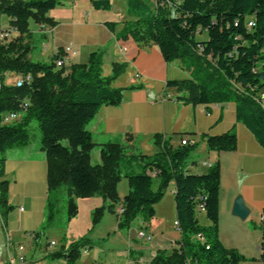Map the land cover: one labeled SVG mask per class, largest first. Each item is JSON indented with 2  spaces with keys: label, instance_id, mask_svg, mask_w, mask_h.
I'll list each match as a JSON object with an SVG mask.
<instances>
[{
  "label": "trees",
  "instance_id": "trees-1",
  "mask_svg": "<svg viewBox=\"0 0 264 264\" xmlns=\"http://www.w3.org/2000/svg\"><path fill=\"white\" fill-rule=\"evenodd\" d=\"M63 0H1L0 12L10 19L15 33L8 42H0V178L5 153L30 143L29 126L36 120L42 132V149L48 163L47 219L36 240L51 226L58 212L57 193L67 188L65 225L77 213L74 198L100 195L108 200V209L121 200L118 183L128 179L129 193L122 203L119 227L129 229L142 217L149 221L157 204L171 183L175 187L176 214L181 238L171 252L158 251L149 264H239L247 258L236 249L226 248L219 238L220 162L205 173H190L188 165L196 145L173 146L156 135L158 151L154 155L128 154L122 143H108L102 150L101 163H92L95 146L90 122L103 106H117L128 89L139 85L116 87L114 81L126 69L114 64L110 75L103 73V52L94 51L86 63L62 68L55 60L43 62L30 57L35 23L56 22L47 13ZM113 0H92L95 9L110 10ZM134 17L124 25L122 36H132L140 46L157 45L167 63L179 61L188 77L169 79L167 87L184 93L193 104L235 102L238 122L244 124L264 147V107L258 99L264 93V0H129ZM250 22L253 24L250 25ZM114 28L117 23H108ZM207 35L204 39L201 36ZM31 74L32 81L21 87L4 81V74ZM27 101L24 111L21 103ZM19 112L20 119L3 123L8 112ZM209 150H235V131L207 135ZM135 161V162H134ZM139 162L138 172L126 171L128 163ZM124 169V170H123ZM156 172L153 177L148 172ZM8 180L0 179V212L5 219L11 209L7 203ZM203 205L204 210L201 209ZM205 212L209 225L200 223ZM104 207L92 213L93 224L103 217ZM259 260L264 264V224ZM94 241L85 235L67 248L48 254L50 260L63 259L76 264L85 248Z\"/></svg>",
  "mask_w": 264,
  "mask_h": 264
},
{
  "label": "crops",
  "instance_id": "crops-1",
  "mask_svg": "<svg viewBox=\"0 0 264 264\" xmlns=\"http://www.w3.org/2000/svg\"><path fill=\"white\" fill-rule=\"evenodd\" d=\"M63 4L66 6H57L47 13L56 22L55 26L35 23L32 44L35 41L41 50L33 51L30 57L49 62L70 46L66 57L71 65L86 63L92 52L102 51L104 75H110L116 63L126 65L114 86H140L126 90L121 104L103 106L90 122L89 130L95 143L92 163H101V150L108 143L126 145L128 154L139 149L143 154L154 155L158 151L154 143L156 135L174 147L180 144L182 137H190L196 145L188 165L190 173H205L216 160L220 162L219 238L222 244L247 258L239 264H262L258 258L262 239L259 225L264 224V147L248 127L238 122L235 102L193 104L183 98V92L167 87L169 79L188 77L190 72L184 70L179 61L167 63L157 45L140 46L132 36H122L125 23L134 18L130 14L129 0H113L110 10L95 9L92 0H63ZM2 18L4 29H8L9 17L0 13V21ZM108 23L117 25L112 28ZM232 130L238 139L235 150L208 149L207 135ZM5 157L0 179L9 181L7 203L11 209L5 219L0 212V264H9V256L20 253L26 258V262L20 264H65L63 259L50 260L47 255L67 248L85 235H90L94 245L81 251L76 264H149L158 251L171 252L179 247L181 232L175 226L174 183L155 204L151 220L138 217L129 229L119 227L118 208L129 193V182L123 179L125 175L118 183L121 201L114 206V212L108 209L109 201L100 195L76 197L77 213L66 226V212L60 216L58 205L60 199L67 198L68 190L61 188L57 193L58 212L54 224L36 240L35 235L47 219L45 151L42 147L35 149L30 142L9 149ZM138 163H128L126 171L138 172ZM238 196L243 197L250 211L245 219L233 214ZM100 207H104L103 217L92 226V213ZM200 216L201 224H210L205 212ZM141 231L150 235L151 240L139 237ZM20 245L24 246L23 252L19 251Z\"/></svg>",
  "mask_w": 264,
  "mask_h": 264
},
{
  "label": "built area",
  "instance_id": "built-area-1",
  "mask_svg": "<svg viewBox=\"0 0 264 264\" xmlns=\"http://www.w3.org/2000/svg\"><path fill=\"white\" fill-rule=\"evenodd\" d=\"M165 1H167V0H165ZM0 2H1V0H0ZM252 24L253 23L250 22V25H252ZM52 29H53V27L50 30H52ZM14 34H15V30L14 29H3V30H0V42H2V43L8 42L10 39H12ZM70 51H71V47L70 46H66L64 48L63 55H60L55 60L56 66L58 68H62V67L68 66L66 54H68ZM32 78L33 77H32L31 74H26V75L19 74L14 82H15V85L17 87H21V86H23L26 83H30L32 81ZM258 101L264 107V93H262L260 95ZM20 107H21L22 110L26 111L29 108V104H28L27 101H25V102L21 103ZM20 116L21 115H20L19 112H15V111L8 112V113H6L3 116L2 122L6 123V124L13 123L15 121H18L20 119ZM180 144L181 145H194L195 141L192 140L188 136H184V137H182ZM0 169H1V164H0ZM148 173L151 174V176H153V177L156 176V172L155 171L154 172H150L149 171ZM0 194H1V191H0ZM201 209L204 210L203 205H201ZM21 210H23V207H21ZM124 210H125V208H124V205L122 203L119 206V208H118V214L121 215L124 212ZM175 226L179 229V221L177 219L175 220ZM139 237L147 239V240H151V236L147 235L144 231H141L139 233ZM51 245L54 246L55 242H51ZM19 251H21V252L24 251V246L23 245L19 246ZM24 262H26V258L24 256V254H21V253L18 254L17 256L10 255L9 258H8V263L9 264H20V263H24Z\"/></svg>",
  "mask_w": 264,
  "mask_h": 264
},
{
  "label": "rangeland",
  "instance_id": "rangeland-1",
  "mask_svg": "<svg viewBox=\"0 0 264 264\" xmlns=\"http://www.w3.org/2000/svg\"><path fill=\"white\" fill-rule=\"evenodd\" d=\"M62 6H66V4H61L59 5V7H62ZM1 13V12H0ZM2 15H5L3 13H1ZM7 16V15H6ZM4 18V17H3ZM3 18L1 19L0 21V28H3L4 29V23H3ZM7 24H10V21L9 23L6 22ZM30 29L33 31L35 29V21L34 20H31L30 21ZM204 38L207 37V35H204L203 36ZM5 43V42H4ZM35 46V47H34ZM41 50V47L40 45H38V43H35L34 41V44H33V49L31 51V53L34 51V52H40ZM34 57V56H33ZM35 58V57H34ZM125 72V71H124ZM123 72V73H124ZM122 73V74H123ZM18 76L17 73H13V72H6L4 74V81L6 84H13L16 77ZM29 131H30V142L31 144L33 145V147L35 149H38V148H41L42 147V132L40 130V127H39V124L36 120H32L31 123H30V126H29ZM139 149L136 150V152H138ZM140 152V151H139ZM142 153V152H140ZM135 162V161H134ZM140 169V168H139ZM124 170V169H123ZM136 170V169H135ZM124 176V175H122ZM125 181H128L126 177L123 178ZM66 207H67V198H64V199H60L59 201V205H58V209H59V213L61 212V215L60 216H63L64 213L66 212ZM201 217V216H200ZM91 221H92V226H95L93 224V218L91 217Z\"/></svg>",
  "mask_w": 264,
  "mask_h": 264
},
{
  "label": "water",
  "instance_id": "water-1",
  "mask_svg": "<svg viewBox=\"0 0 264 264\" xmlns=\"http://www.w3.org/2000/svg\"><path fill=\"white\" fill-rule=\"evenodd\" d=\"M249 212L250 211L246 207L243 197L238 196L234 204L233 214L240 217L241 219H245L246 217H248Z\"/></svg>",
  "mask_w": 264,
  "mask_h": 264
}]
</instances>
